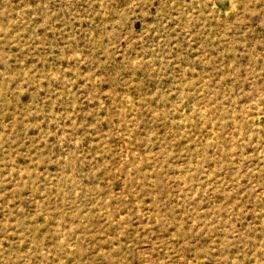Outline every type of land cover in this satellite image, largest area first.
Listing matches in <instances>:
<instances>
[{
	"label": "rangeland",
	"instance_id": "obj_1",
	"mask_svg": "<svg viewBox=\"0 0 264 264\" xmlns=\"http://www.w3.org/2000/svg\"><path fill=\"white\" fill-rule=\"evenodd\" d=\"M0 264H264V0H0Z\"/></svg>",
	"mask_w": 264,
	"mask_h": 264
}]
</instances>
